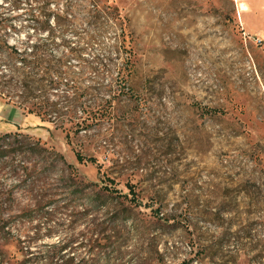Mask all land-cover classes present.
Masks as SVG:
<instances>
[{
	"label": "rangeland",
	"instance_id": "374dc122",
	"mask_svg": "<svg viewBox=\"0 0 264 264\" xmlns=\"http://www.w3.org/2000/svg\"><path fill=\"white\" fill-rule=\"evenodd\" d=\"M14 2L0 0V14L61 13L71 5L75 17L64 40L87 49L89 62H111V72L99 77L81 74L79 59L68 62L67 79L106 109L101 125L80 131L70 145L62 130L0 100V138L41 140L74 168L29 155L0 160V206L11 209L28 258L264 264V0ZM102 11L118 20L90 17ZM121 43L127 54L114 53ZM75 152L97 164H80ZM28 180L35 182L31 193ZM130 190L138 211L154 217L92 233ZM39 206L38 217L22 214ZM5 252L22 259L16 242Z\"/></svg>",
	"mask_w": 264,
	"mask_h": 264
},
{
	"label": "trees",
	"instance_id": "16d2710c",
	"mask_svg": "<svg viewBox=\"0 0 264 264\" xmlns=\"http://www.w3.org/2000/svg\"><path fill=\"white\" fill-rule=\"evenodd\" d=\"M21 1L15 0L14 7H20ZM58 12L40 8L37 13L31 12L25 15L0 14V100L39 118L42 123L52 125L55 130H62L70 145L73 136L78 135L80 131H90L96 123L101 125L106 109L105 103L97 96L89 100L88 90H83L78 84L67 79L72 73L68 62L72 58L79 59L82 66L80 73L95 77L111 72V62L104 60V57L101 59L100 56L94 57L92 62H89L85 57L87 49L73 46L64 40L65 32L71 28L75 14L71 5L66 11ZM90 17L96 21L106 18L118 20L115 15L105 11ZM16 22L20 25L16 26ZM122 50L128 53L124 43L114 46L113 51L118 54ZM125 66L123 65L121 72H124ZM91 89L96 94L105 91L102 87ZM75 154L80 164L85 162L97 164L93 157L87 158L81 152ZM20 155L41 158L46 162H60L67 169H74L67 164L60 152L47 147L41 140H35L24 134H7L0 138V160L14 159ZM21 169L24 173H28V176L32 174L28 166H23ZM12 170L15 175L20 172L16 166H12ZM28 181L26 183H30ZM34 183L29 184L27 192H33ZM2 195L0 193V198ZM119 199L120 202L114 209L106 210L104 220L92 230V233L103 234L113 231L109 228L110 225L125 226L129 222L137 225L140 216L147 219L150 216L154 217L153 213L148 215L138 211L140 204L133 190L128 194L120 193ZM42 211L43 208L39 206L26 208L22 214H28L26 217L32 218V215L40 216ZM47 211L43 216L49 221L57 213L56 206L53 210ZM10 213V208H5L4 204L0 206V221H2L0 222V264H75V258L64 261L60 253L46 254L32 262L25 253H29L28 247H22L25 243L22 241L21 231L11 224ZM35 230L39 233L41 225L37 224ZM12 242L20 246V252L23 253L21 260L9 257L5 252V248Z\"/></svg>",
	"mask_w": 264,
	"mask_h": 264
},
{
	"label": "crops",
	"instance_id": "0c3cea01",
	"mask_svg": "<svg viewBox=\"0 0 264 264\" xmlns=\"http://www.w3.org/2000/svg\"><path fill=\"white\" fill-rule=\"evenodd\" d=\"M14 109H16V108H14ZM15 111H17V110H15ZM13 114H14V113H13ZM7 124H8L9 126H11L9 122L5 123L6 126H7ZM3 129H4V130H7V129H8V132H16V131H19L18 128H16L15 130H11V129H9V128H5V126L3 127Z\"/></svg>",
	"mask_w": 264,
	"mask_h": 264
}]
</instances>
